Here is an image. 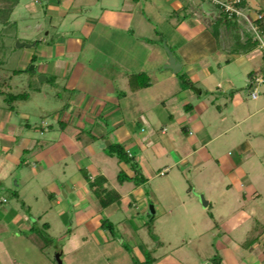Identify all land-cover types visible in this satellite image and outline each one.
<instances>
[{
  "label": "crops",
  "instance_id": "obj_1",
  "mask_svg": "<svg viewBox=\"0 0 264 264\" xmlns=\"http://www.w3.org/2000/svg\"><path fill=\"white\" fill-rule=\"evenodd\" d=\"M44 1L50 12L64 18L71 15L70 28L55 40L42 39L39 49L28 43L20 57V71L30 63L35 70L38 62L35 71L45 79H66L63 87L69 96L63 111L53 114L56 126L45 118L34 122L36 126L22 122L28 119L25 112L0 113V189H6L13 178L15 190H11L19 195L27 184L34 183L36 188L40 182L41 191L50 199V210L66 224L75 225L68 228V236L55 250L66 264L74 262V250L87 240L100 248L116 243L105 255L133 264L136 259L122 250L121 235L117 243L114 231L108 230V237L101 225L102 217L109 220L103 211L110 213L116 206L127 215L148 206L143 196L138 202L128 200L133 188L122 193L123 185L134 181L121 182L118 174L131 177V166L101 149L120 143L143 177H151L155 170L165 176L176 167L186 169L189 177L199 172L200 178L207 167L218 177H210L208 184H226V190L233 188L236 196L229 197L237 198L231 201L236 208L230 210V216L220 214L221 210L215 213L221 225L213 242L214 257L219 259L212 262L264 264V188L259 186L264 183V55L248 23L242 18L226 19L215 2L205 7L194 0H98L100 6L95 5V10L92 0L83 5L79 0ZM239 6L249 18L264 12V0H240ZM165 47L180 63L176 72L165 66ZM74 71L81 72L76 79ZM180 72L188 79L187 85L178 79ZM138 73L148 84L133 90L129 77ZM252 73L262 78L255 97L247 90ZM8 79L0 85L3 97L10 87L11 77ZM233 147L235 157L229 150ZM99 176L105 178L104 187L119 194L118 202L106 207L99 204L89 185ZM193 196L202 211L211 209L209 215L214 216L217 205L210 195L197 192ZM246 196L252 199L251 213H246L241 199ZM255 198L263 203L259 217ZM4 199L0 200V264H49L40 243L32 237L25 211L2 204ZM30 209L27 205L26 210ZM149 209L148 216L154 215V206ZM247 215L254 217V227L260 231L245 249L239 228L245 227ZM45 226L50 228L49 222ZM192 228L199 229L195 221ZM127 236L136 246L142 242L130 228ZM27 242L30 251L25 248ZM22 256L24 261L19 260Z\"/></svg>",
  "mask_w": 264,
  "mask_h": 264
},
{
  "label": "rangeland",
  "instance_id": "obj_2",
  "mask_svg": "<svg viewBox=\"0 0 264 264\" xmlns=\"http://www.w3.org/2000/svg\"><path fill=\"white\" fill-rule=\"evenodd\" d=\"M85 1L89 0H79V3L83 5ZM92 1H94L92 2L94 6H100V1ZM194 2L196 4L203 3L205 7H208L214 3V0H194ZM47 7H49L48 3L44 0H0V78L7 83L8 77H11L10 87L6 90L3 88V90L11 94H25V98H18L16 101L5 100L6 96L0 95V113L6 114V110L11 111L13 115L15 112H25L28 114V119H22V122L34 124V122L38 123L41 118H45L46 122H51L56 126L53 114L60 110L63 111V106L69 96V91L63 87L66 79L59 77L54 79L51 76L48 77L49 79H44V74H37L35 71L38 69V62H36L35 70L29 69L30 65L34 64L30 63L26 67L27 71H19L21 69L20 57L28 43L39 49L43 47L42 39L55 40L60 32L66 34V30L70 28L71 15L68 14L65 18L60 17L55 12H50V8ZM95 10H98L96 6ZM36 40L39 41L36 43ZM17 43H26V45L18 46ZM79 75H81L80 71H74L73 79ZM178 75L181 82V72ZM247 90L250 92V89ZM64 117L65 113L62 115V118ZM36 124L32 126H36ZM35 135L37 136V133ZM93 140H95V148L98 147L97 140L95 138ZM229 150L234 153V157L237 156L234 147ZM101 151L109 155L107 146ZM159 172L155 170L151 177H143L144 180L138 184L126 182L121 189L122 193H130L133 188V193L127 195L128 200L131 199L132 203L138 202V199L140 200V197L143 196V200L148 206L147 209L142 212L133 209L127 215L117 210L116 206L114 208L116 210L113 209L110 213L107 210L103 211V214L107 213L106 217L115 223L113 231L117 237V243L119 242L118 235H121L124 244L123 251L127 252L128 250V253L136 260H143L145 255L149 254L155 258L152 264H215L212 262L216 254L213 247L214 234L219 231L221 226H218L217 221L219 220L217 219L220 217L216 214L219 213L218 210H221L220 214L230 216V210L236 208L231 205V201L237 199L234 189L226 190V184H208L210 177L216 178L217 176L212 175L207 167L200 172V178H197L199 172L198 174L194 172L193 176L189 177L188 171L183 168L174 167L165 176H159ZM13 186L12 178L6 189H0V200L2 201V198L6 200V203L2 204L12 205L16 209L25 211L27 218L31 220L32 237L36 243H40L43 253L48 256L49 264H60L61 259L63 264H66L65 257L57 256L58 252L55 250L58 246L61 247L69 234L68 228L74 227V223L66 224L64 218L50 210L48 207L50 199L44 194V191H41L40 182H36V188L33 187L34 183L27 184L19 195L11 190L14 189L15 186ZM259 186L264 188V183ZM35 189H39L37 200L32 196ZM197 192H203L214 199L213 205H217L216 211L214 209L212 211L214 216L209 215L211 209L207 212L202 211L198 205L199 200L193 196H197ZM223 194V197L228 198L229 202L222 199ZM230 194L235 197H229ZM19 197L23 199H19ZM241 199L245 204L246 213H251L252 199L249 196H246L245 199L241 197ZM260 201L261 199H254L258 217L263 205ZM27 205H31L29 211L26 210ZM150 205L155 208L152 220L148 216ZM221 217L223 218V216ZM244 219L245 227L239 228V232L243 233L241 240L247 249L258 237L260 228L255 229V219L252 215H247ZM194 221L199 226L197 230L192 228ZM45 222H49L50 228L45 226ZM127 228L134 230L142 241L138 243L139 245L136 246L127 236ZM106 230L108 237H111L108 229ZM256 232V237L252 238ZM187 239L190 241L186 243ZM92 244V241L87 240L83 247L77 246V250L73 252L74 262L70 264H130L127 260L119 262L117 259L115 261L116 257L113 255L110 257L105 255L106 249L109 247L112 249L117 245L116 243L112 242L111 246L107 248L104 245L102 248L93 247ZM26 245V250L30 251L28 242ZM103 247H105V251ZM198 249L201 250L200 253L197 252ZM27 256L30 257L28 252ZM23 257L19 260L24 261ZM217 258L219 259V256ZM25 264L31 263L25 262ZM40 264L46 263L41 262Z\"/></svg>",
  "mask_w": 264,
  "mask_h": 264
},
{
  "label": "trees",
  "instance_id": "obj_3",
  "mask_svg": "<svg viewBox=\"0 0 264 264\" xmlns=\"http://www.w3.org/2000/svg\"><path fill=\"white\" fill-rule=\"evenodd\" d=\"M224 17L226 19H234V20L236 19L235 17L227 18V15L225 13H224ZM38 41L39 40H36L35 42L37 43ZM34 58L35 57L32 56V61L34 60ZM24 71H27V68H25ZM140 76H142L141 78L143 80L138 79ZM5 83L6 82L3 80L2 82H0V85L5 84ZM188 83H189L188 79L185 76L181 75V84L187 85ZM129 84H130L131 89L135 90L137 88L146 86L148 84V80L146 77L143 76L142 73L131 74L129 77ZM0 93H3L1 89H0ZM5 96H4L5 100H10V101L12 100L14 101L18 98H25V94L23 93H18V94L6 93ZM107 148H108L109 155L115 156L119 161H123L129 164L134 171V174L131 177H128L122 173H119L118 174L119 181L122 182L124 180L130 179V180H133L134 183L138 184L140 181L144 180L142 174L139 172L138 165L136 164L133 158L128 154V152L124 149V147L120 143H117V142L110 143L107 146ZM104 182H105V178L103 176H99L93 181H90L89 185L93 189V192L95 193L99 201V204L103 207H106L113 202H118L119 194L112 189H107L106 187H104L103 186ZM149 218L152 220L153 215H149ZM101 225L104 228L108 229L111 233H113V228H114L113 224L108 219L102 218ZM154 259H155L154 257L149 256V254H146L143 260L141 261L134 260L133 264H152ZM215 259H218V258L214 257L212 260H215Z\"/></svg>",
  "mask_w": 264,
  "mask_h": 264
},
{
  "label": "built area",
  "instance_id": "obj_4",
  "mask_svg": "<svg viewBox=\"0 0 264 264\" xmlns=\"http://www.w3.org/2000/svg\"><path fill=\"white\" fill-rule=\"evenodd\" d=\"M217 3L222 11L227 15L228 18H242L248 23V29L253 33L254 40L257 42L258 47L261 49L264 55V12L258 11L255 13L253 18H249L243 13L242 7L239 6L240 0L232 1H217ZM262 82V78L257 73H252L248 79V89H250V95L252 97L256 96L258 84ZM163 174V171L160 172Z\"/></svg>",
  "mask_w": 264,
  "mask_h": 264
},
{
  "label": "water",
  "instance_id": "obj_5",
  "mask_svg": "<svg viewBox=\"0 0 264 264\" xmlns=\"http://www.w3.org/2000/svg\"><path fill=\"white\" fill-rule=\"evenodd\" d=\"M17 45L18 46H25L26 43H17ZM165 51L167 52V55H168V62H167V64L165 66L167 68H170L173 72L178 71L179 68H180V63L176 61L175 57L173 56L172 51L168 47H165ZM29 69H31V70L34 69L33 64L30 65ZM43 78L45 79V76ZM13 182L15 184V180Z\"/></svg>",
  "mask_w": 264,
  "mask_h": 264
}]
</instances>
